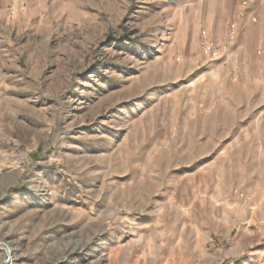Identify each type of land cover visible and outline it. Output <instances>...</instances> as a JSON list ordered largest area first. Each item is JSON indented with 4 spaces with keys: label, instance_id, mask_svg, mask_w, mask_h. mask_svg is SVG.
<instances>
[{
    "label": "rangeland",
    "instance_id": "obj_1",
    "mask_svg": "<svg viewBox=\"0 0 264 264\" xmlns=\"http://www.w3.org/2000/svg\"><path fill=\"white\" fill-rule=\"evenodd\" d=\"M0 264H264V0H0Z\"/></svg>",
    "mask_w": 264,
    "mask_h": 264
},
{
    "label": "built area",
    "instance_id": "obj_2",
    "mask_svg": "<svg viewBox=\"0 0 264 264\" xmlns=\"http://www.w3.org/2000/svg\"><path fill=\"white\" fill-rule=\"evenodd\" d=\"M226 49V47L224 48V50ZM212 52H211V54H213V56H214V58L215 59H219V58H221V51L219 50V49H217V48H213V50H211Z\"/></svg>",
    "mask_w": 264,
    "mask_h": 264
},
{
    "label": "trees",
    "instance_id": "obj_3",
    "mask_svg": "<svg viewBox=\"0 0 264 264\" xmlns=\"http://www.w3.org/2000/svg\"><path fill=\"white\" fill-rule=\"evenodd\" d=\"M174 2H175V0H173V1L170 0V3H174Z\"/></svg>",
    "mask_w": 264,
    "mask_h": 264
}]
</instances>
